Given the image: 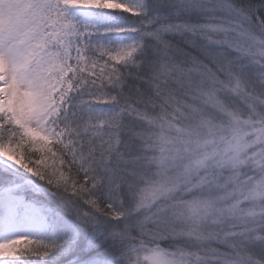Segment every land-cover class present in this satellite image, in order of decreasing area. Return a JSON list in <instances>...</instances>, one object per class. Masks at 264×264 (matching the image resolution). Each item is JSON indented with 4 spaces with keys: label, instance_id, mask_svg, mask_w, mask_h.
<instances>
[{
    "label": "snow or ice",
    "instance_id": "obj_1",
    "mask_svg": "<svg viewBox=\"0 0 264 264\" xmlns=\"http://www.w3.org/2000/svg\"><path fill=\"white\" fill-rule=\"evenodd\" d=\"M163 3L0 0V226L31 188L90 230L0 241V261L63 249L67 264H264V0L149 15ZM69 8L139 21L102 28ZM109 31L136 37L92 38Z\"/></svg>",
    "mask_w": 264,
    "mask_h": 264
},
{
    "label": "rangeland",
    "instance_id": "obj_2",
    "mask_svg": "<svg viewBox=\"0 0 264 264\" xmlns=\"http://www.w3.org/2000/svg\"><path fill=\"white\" fill-rule=\"evenodd\" d=\"M131 1L133 3H135V0H128L129 3ZM91 11L92 10L80 9V8H69L68 9V13L72 18L78 17V19H75V21H77V22L89 21V18L91 19L93 17ZM101 12L106 13L105 10H101ZM111 12H115V11H111ZM112 15H113V17L116 18L115 14H112ZM113 19L114 18H112V20ZM132 27H134V26L130 23V24H128V25L126 24V26L124 25L123 27H120V28L128 29V28H132ZM113 32L115 34H117L118 32H123V31H113ZM135 37H136V35L133 36V34H132L126 43L132 41L133 39H135ZM0 163H2V161H0ZM24 175L27 176L28 174L24 173ZM33 178L34 177H32L31 179L35 182V180ZM35 184H36V182H35ZM26 191H32V189L28 188ZM28 193L30 196L40 199V201H37L35 198H32V197H29V199L27 201H24L26 207L21 209L19 211V213L17 215H15L13 227H11L8 230H5L3 228V230L0 232V241H4V240H8V239H14V238H22V237L40 240L41 237H39V236L42 235L46 229L45 228L42 230V228L45 224L44 220L42 219V215L44 216V212L42 211V209L44 211H46V214L60 216L62 213V214H64V216H70L69 218L73 222L78 221V219L71 212L67 211L50 194L44 193L42 191L41 192H35V193H39V194H35L33 192H28ZM42 199H44L45 201L43 202ZM49 203H52V205H50ZM54 209H57V211L55 212ZM40 211H41V213H40ZM53 211H54V214H53ZM62 220L64 222H66V221L68 222L69 219L64 217ZM78 222L79 223L77 224V226H78V228L83 230L82 233L90 231L85 225H82V222L80 220ZM65 230H66V235L63 238V240L74 242V240L76 239L77 232L73 230L72 225H68V227ZM54 235H53V237H54ZM57 237H61V235L59 233H57ZM51 242H53V241H50L49 243H51ZM58 252L60 253L61 249H58ZM62 252H64L63 249H62ZM52 253L57 254V252H55V251ZM27 257H30V256H27ZM27 257H22L20 259L7 258L6 260L0 261V264H26ZM73 259H75V258H73ZM65 264H67V263H65Z\"/></svg>",
    "mask_w": 264,
    "mask_h": 264
},
{
    "label": "trees",
    "instance_id": "obj_3",
    "mask_svg": "<svg viewBox=\"0 0 264 264\" xmlns=\"http://www.w3.org/2000/svg\"><path fill=\"white\" fill-rule=\"evenodd\" d=\"M130 3H133V2L131 1ZM173 11H174V6L169 5L167 3V0H165V3H163V4H154L153 7L149 10V15L155 16L158 13H160V14H167L169 16V18H173L172 17ZM114 13L116 15V18L113 17L114 18L113 20L109 19L108 21L100 24V26L102 28L116 29V28L123 27L124 25L126 26V24L128 25L130 23L134 27L137 26L138 21H139L138 17H134L130 13L123 12V11H115ZM96 24L99 25L98 22ZM132 34H133V36L136 35V33L130 32V31L118 32L117 34H115L113 31H109V32H101L100 34L94 35L92 38H93V40H98V41L103 42L105 44H108L110 46H117V45H120L122 43H126ZM94 108L97 111H101V112L110 110L109 105H103V104L94 105ZM33 179L35 180V182H37L39 184L41 183L35 177ZM42 201L44 202L45 200L42 199ZM49 204L52 205V203H49ZM54 210H55V212L57 211V209H54ZM53 214H54V211H53ZM47 216H48V219L50 221V226L48 227L47 231L44 234H42L40 240H42L44 242H50V241L60 242L61 240H63V238L66 235L65 229L68 227V225H72L73 230L77 232L76 239L74 241H77L80 238V235L83 232V230L78 228V226H77V224L79 223L78 222L79 220L73 222L72 220H70V218H69L70 216H64V214H62V213L60 216L49 215V214H47ZM64 217L69 219L68 222L67 221L64 222L62 220ZM57 233H59L61 235V237H57ZM53 235H54V237H53ZM55 252H57V254L51 253L49 256L44 257V258L33 257V256L27 257L26 263L56 264L57 261H61V260H63L65 263H67V259L71 256L70 253H67L65 251L62 252V249H61L60 253L58 252V249L55 250ZM71 258L73 259L75 257L71 256Z\"/></svg>",
    "mask_w": 264,
    "mask_h": 264
},
{
    "label": "bare ground",
    "instance_id": "obj_4",
    "mask_svg": "<svg viewBox=\"0 0 264 264\" xmlns=\"http://www.w3.org/2000/svg\"><path fill=\"white\" fill-rule=\"evenodd\" d=\"M3 228H4L3 226H0V232L3 230Z\"/></svg>",
    "mask_w": 264,
    "mask_h": 264
}]
</instances>
